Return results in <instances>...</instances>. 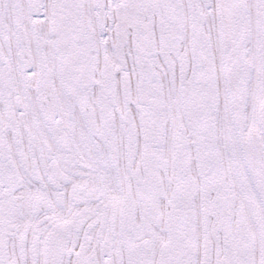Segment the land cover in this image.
Listing matches in <instances>:
<instances>
[{
	"label": "snow or ice",
	"instance_id": "6c2138e0",
	"mask_svg": "<svg viewBox=\"0 0 264 264\" xmlns=\"http://www.w3.org/2000/svg\"><path fill=\"white\" fill-rule=\"evenodd\" d=\"M0 264H264V0H0Z\"/></svg>",
	"mask_w": 264,
	"mask_h": 264
}]
</instances>
